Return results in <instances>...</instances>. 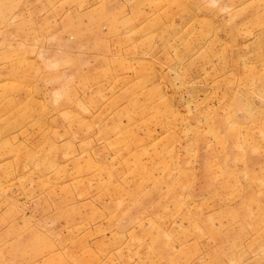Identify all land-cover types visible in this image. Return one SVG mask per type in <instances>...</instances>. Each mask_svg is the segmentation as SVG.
Returning <instances> with one entry per match:
<instances>
[{
	"label": "rangeland",
	"instance_id": "obj_1",
	"mask_svg": "<svg viewBox=\"0 0 264 264\" xmlns=\"http://www.w3.org/2000/svg\"><path fill=\"white\" fill-rule=\"evenodd\" d=\"M0 264H264V0H0Z\"/></svg>",
	"mask_w": 264,
	"mask_h": 264
}]
</instances>
